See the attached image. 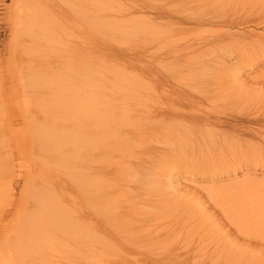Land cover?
I'll list each match as a JSON object with an SVG mask.
<instances>
[{
	"label": "rangeland",
	"instance_id": "1",
	"mask_svg": "<svg viewBox=\"0 0 264 264\" xmlns=\"http://www.w3.org/2000/svg\"><path fill=\"white\" fill-rule=\"evenodd\" d=\"M29 2L0 0V264H108L103 259L94 258L90 251L81 256L84 249L80 247L82 250H78L82 253H77L75 244L86 242L90 231L87 223L76 226L73 218L68 221V218L74 217L75 222H81L82 216H86L92 209L88 202L91 195L90 154L93 148L91 114L98 100L121 105V114L113 118V126L126 128L140 125L137 137H146L145 142H136L131 148L135 158L143 159L142 169H146V172L141 169L140 179H128L129 182L139 181L135 185L139 194L143 193L142 184H145L149 175V166L157 168L158 173L169 171L172 175V184L164 193L170 201L157 207L138 205L136 209L146 213L156 210L159 214L163 213L165 218L172 215L175 220L180 218L181 222L186 219L182 226L184 230L180 226L184 235L175 240L170 237L166 241L177 253L184 252L189 245L196 249L203 248L209 253L218 245L223 248L222 253L215 254L214 258L197 261L190 259L186 263L171 261L167 264H264V227H254L249 220L250 213L242 215L251 209L261 211L263 207L264 164L252 162L251 152L246 147L256 144L263 148L261 138L264 129L259 137L249 132L232 131L230 135L238 138L240 149H198L192 152L174 149L167 152V156L158 157L152 166H147L152 150L154 152L160 147L157 144L159 138L152 127L156 100L170 99L167 92L156 97L155 88L158 87L154 86L153 81L156 69L154 40L125 36L121 25L108 23L105 16L106 0H37L36 3L31 1L32 6L27 8ZM214 4L226 5V9H222L224 14L240 13L237 15L238 23H235L231 33L242 34L247 39L254 35L264 37V21L260 18L264 13V0H215ZM233 6H237L238 11L243 10L239 13L234 9L228 11ZM26 10L37 15L35 19H38L33 22V26L36 22L38 27L36 30L26 28V35L22 36L23 28L31 21L28 18L25 24L23 17ZM52 13L58 17H49ZM16 19L23 21L22 28L14 25ZM53 20L56 24H52V27L42 26ZM45 29L52 32L44 34ZM214 30H218V27H213ZM30 35L34 37L33 44ZM17 43L20 46L16 48ZM23 43L30 46L24 50ZM112 50H119L121 59H116ZM181 57L179 62L182 63L185 56ZM261 59L260 62L253 60L249 63L250 67H245L241 73L247 76L245 82L249 90L244 100L240 99L244 103L234 107V114L236 120H240L235 124L243 128L252 127L247 123L256 118L250 100H262L264 103V56ZM163 66L165 69L161 74L164 76L159 89L163 85V90L169 91L174 86L172 73L164 63ZM175 71H179V68L172 69L173 73ZM40 148L44 150L45 162L39 159L38 165L30 166L35 171V180L31 182L38 183V172L42 168L43 177L53 182L48 193L64 203L68 214L64 219L57 210L53 211V216L32 220V224L26 226L28 237H32L33 233L53 234L46 242H41L42 247L29 252L24 240L30 238H19L23 232L19 224L12 223H15L17 218H13L16 215L14 213L19 209L24 208L27 213L32 210V202H23L20 198L28 184L24 177V166L26 162L32 164L28 159L37 155ZM54 158H57V162ZM231 182L240 183L238 187L243 188L217 198L210 194L217 188L230 186ZM231 195L235 203L230 206L222 197ZM45 203L52 207L54 204L49 198ZM162 218L160 223L166 224ZM191 227L193 230L190 233ZM173 228L177 226L173 225ZM158 229L147 227L142 232L147 234L145 237H149V241L157 239L161 242L166 236L163 233L156 238ZM133 232L136 231L128 230L120 235L126 239L131 236L133 239ZM153 263L162 264L157 261Z\"/></svg>",
	"mask_w": 264,
	"mask_h": 264
},
{
	"label": "bare ground",
	"instance_id": "2",
	"mask_svg": "<svg viewBox=\"0 0 264 264\" xmlns=\"http://www.w3.org/2000/svg\"><path fill=\"white\" fill-rule=\"evenodd\" d=\"M31 1L36 3L37 0ZM25 2L28 3L29 0H25ZM214 2L215 0H210L209 2L201 0H106L107 11L105 16L108 23L121 25L125 36L134 38L145 37L154 40L156 45V58L154 59L156 69L154 68L153 81L154 86L158 87L155 88L156 97L161 96L162 92L163 95L167 92L170 98H168L169 100L157 99L153 115L151 114L154 117L152 127L154 133L158 136L157 138H159L158 142L156 139L154 141L156 140L155 142L160 147H155L154 152L152 150V154L150 153L151 156H149L150 163L146 162L147 166H152L158 157L166 155L169 151H175L174 149L184 152H192L198 149V151L240 149L241 144L238 142V138L230 135L232 131L249 132L258 137L259 133H263L264 103H262V100H250L256 115L255 120L247 123L249 126L252 125V127L243 128L235 124L240 120H236L234 107H237V105L239 107V104L244 100L243 98L247 96L246 92L249 90L245 82L247 76H242L241 73L245 67H250L249 63H252L253 60H259V62L262 60L261 58L264 56V37L254 35V39L253 37L247 39L242 34L231 33L230 31L235 27V23H238L236 22L237 15L243 9L238 11L237 6H233L228 11L234 9L239 14L228 15V13L224 14L222 10L226 5L220 4V6L214 4ZM32 3L28 6L26 5L27 8L32 6ZM35 10L37 11V9ZM43 14L41 16H45ZM249 14L251 13L249 12ZM263 15L260 18L264 21ZM36 16V14H32L28 10L24 12L25 24L29 18L31 21L28 22L31 25L28 24L27 27L23 28L22 36L26 35V28H34L36 30L38 27L35 25L36 22L33 26V22L38 19H35ZM49 17L55 19L58 15L52 13ZM228 17L230 20H227ZM46 19L47 21L49 20L48 18ZM22 24L23 21L21 19L15 20L14 25L22 28ZM52 24H56V21L53 20L49 24L45 22L41 25L43 27L49 25L50 28ZM215 26L218 27V30L212 31ZM48 32L52 31L47 29L43 31L44 34ZM30 37H32L33 44L34 37L33 35H30ZM23 44L24 50L30 46L27 43ZM19 46L20 44L17 43L16 48ZM111 53L116 59H121L119 50H112ZM181 55L185 56V60L182 63L179 62V58L182 59ZM163 63L172 73L171 80L174 82V86L169 91L163 90V85H160L161 90L159 89V84L164 76L161 74L162 70L165 69ZM173 65L179 68V71H175L176 73L172 72V69H176ZM168 73L167 75L169 76ZM159 90L161 92L158 95ZM231 98L235 100H229ZM103 101L105 100H98L94 103L96 106L91 114L93 128L91 133L93 148L90 154L92 161L90 168L91 184L89 187L91 195L89 196L90 200H88L89 198L87 200L92 209L86 216H82L83 220L81 222H75L74 217L68 218V221L73 218L76 226L87 223L90 231L88 233L89 239L86 242L81 243V245L75 244L77 253L81 254L80 250L84 249L83 255H81L84 256L90 251L94 258L103 259L108 264H151L154 261L162 264H167L171 261L186 263L190 259L197 261L204 258L207 259V257L214 258L215 254L222 253L223 248L221 245H218L211 253L203 248L190 247V245L186 246L188 249H184V252L177 253L169 247L170 245L166 244V241L168 240L167 238L171 237L173 240L184 235L181 232V228L184 230L182 226L186 223V219H182L184 222H181L180 218L175 220L172 215L167 216L166 218L168 219H166L163 213L159 214L156 210L146 213L136 209L138 205L157 207L170 201L171 199H166L164 193L172 184V175H170L169 171L158 173L157 168L154 169V167L151 168L149 166V175H147L145 184H142L141 191L143 193L139 194L137 187H135L139 181L129 182L128 179H131L129 177L141 178L142 170H144L141 163L143 159L135 158L131 148L136 142H145L146 137L145 139L141 138V135L137 137V130H139L140 125L126 128L113 126L112 120L116 115L121 114L122 107L116 102ZM245 103L247 105V102ZM135 134L136 136L133 137ZM7 140L10 143L9 138ZM261 140L263 142L261 144H264V136ZM250 143L252 142L250 141ZM246 148L251 152L252 162L264 164V147L252 144ZM29 152L30 150L27 155ZM39 159L42 160L41 162H45V153L42 148L39 149L37 155L28 159L32 164L26 162L24 166L26 171L24 177L28 184L23 189L20 198L23 202L30 200L32 202V210L27 213L24 208H21L14 213L16 215L13 217L17 219L12 224H19L23 232L19 238L23 240L28 237L29 231L26 226H30L32 220L38 221L41 216L43 220L44 217L55 215L53 211L57 210L61 212L59 216L64 217V219L68 214L64 203L48 193L49 187L53 185V182L43 177L42 168L39 170L38 176L36 175L38 183L31 182L35 180L33 179L35 171L30 166L38 165L40 163L38 162ZM54 160L57 162V158H54ZM221 170H223L222 167ZM230 184V186L217 188L218 190L213 189L214 191L210 194L216 195L215 198H217L243 188V186L238 187L240 183L231 182ZM232 196H224L222 199L229 202L231 206L235 203ZM47 198L53 201V207L45 203ZM262 203L261 211L251 209L242 214H251L249 220L253 222L254 227L256 225L264 227V201ZM239 213L241 215L242 209ZM161 218L167 223H160ZM173 225H176L177 228L174 229ZM160 226L161 228L158 229ZM147 227L158 229L156 230V238L165 233L166 239L161 240V242L157 239L158 242L156 240L149 241V237L146 238L147 234L145 235L144 231L142 232ZM166 229L173 230L166 231ZM128 230L129 232L136 231L135 233L133 232L135 235L133 239L131 236L126 239L125 236L120 235V233L128 232ZM192 230L191 227L189 229L190 233ZM51 234L33 233L32 237H28L30 239L24 240L27 243L28 251L31 252V250L42 247L41 242L43 240L46 242ZM143 234L144 237H142ZM174 247L176 248V245ZM79 254L78 256H80ZM43 264L53 263L44 262Z\"/></svg>",
	"mask_w": 264,
	"mask_h": 264
}]
</instances>
